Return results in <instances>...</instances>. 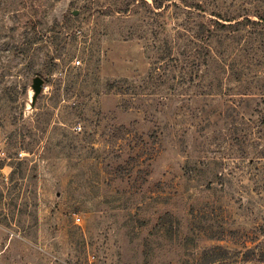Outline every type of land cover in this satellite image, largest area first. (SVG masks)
<instances>
[{
	"label": "rangeland",
	"instance_id": "1",
	"mask_svg": "<svg viewBox=\"0 0 264 264\" xmlns=\"http://www.w3.org/2000/svg\"><path fill=\"white\" fill-rule=\"evenodd\" d=\"M202 2L236 21L191 84L143 9L0 0V264H264V0Z\"/></svg>",
	"mask_w": 264,
	"mask_h": 264
},
{
	"label": "trees",
	"instance_id": "2",
	"mask_svg": "<svg viewBox=\"0 0 264 264\" xmlns=\"http://www.w3.org/2000/svg\"><path fill=\"white\" fill-rule=\"evenodd\" d=\"M90 7L87 9H104L102 14L98 12L101 15L114 13L124 16L139 15L137 10L143 9L141 22L144 26L154 27L150 31L151 37L156 41L151 44L152 50L158 53L154 62V66H158L154 70L157 73L163 72V76L164 72L171 73L172 70L179 69L181 76L177 81L180 83H194L193 78L198 75L200 69L207 68L209 62L212 61L211 45L222 42L219 40L221 38L219 33L225 29L233 28L232 24L226 25L224 22L236 21L235 18L223 19L218 12L216 14L212 12L205 17L206 11L202 0H90ZM201 14L203 20L195 22L193 15L200 18ZM238 24V22L235 23V25ZM188 67L191 71L187 78L185 71ZM172 79L174 80L175 77ZM26 171L31 173L30 183L26 190L35 195L36 169L33 167L26 170V163L22 159L18 158V162L7 180L12 183L16 177L20 178L19 176ZM21 189L23 186L21 187L17 183L12 187V190L18 192ZM7 190L9 189L7 188ZM36 205L34 202L31 206Z\"/></svg>",
	"mask_w": 264,
	"mask_h": 264
},
{
	"label": "water",
	"instance_id": "3",
	"mask_svg": "<svg viewBox=\"0 0 264 264\" xmlns=\"http://www.w3.org/2000/svg\"><path fill=\"white\" fill-rule=\"evenodd\" d=\"M43 87H44V81L41 78L35 77L32 80V86H31L33 91L32 99H31L32 104L35 103L37 97L41 94Z\"/></svg>",
	"mask_w": 264,
	"mask_h": 264
},
{
	"label": "built area",
	"instance_id": "4",
	"mask_svg": "<svg viewBox=\"0 0 264 264\" xmlns=\"http://www.w3.org/2000/svg\"><path fill=\"white\" fill-rule=\"evenodd\" d=\"M73 65L74 66H79L80 65V61L77 60V61L73 62ZM19 156H21V154H19ZM74 219H75V222H78L80 220L78 217H75Z\"/></svg>",
	"mask_w": 264,
	"mask_h": 264
}]
</instances>
